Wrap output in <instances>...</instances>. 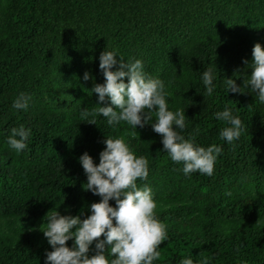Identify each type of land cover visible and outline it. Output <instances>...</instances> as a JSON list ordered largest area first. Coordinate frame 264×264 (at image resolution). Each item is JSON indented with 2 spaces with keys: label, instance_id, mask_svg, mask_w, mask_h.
<instances>
[{
  "label": "trees",
  "instance_id": "16d2710c",
  "mask_svg": "<svg viewBox=\"0 0 264 264\" xmlns=\"http://www.w3.org/2000/svg\"><path fill=\"white\" fill-rule=\"evenodd\" d=\"M255 42L264 48V0H0V264H44L51 247L40 228L50 209L89 214L87 205L99 197L83 189L77 158L86 151L97 163L104 135L124 139L148 161L146 180L136 182L150 186L168 234L154 264L184 257L194 264H264V105L250 86L243 93L222 87L224 78L242 85ZM104 48L172 81L166 102L172 111L185 108L181 135L222 149L211 176L179 172L181 165L160 150L151 121L136 127L138 138L125 123L81 121L82 111L99 107L90 90L103 83ZM205 68L217 72L207 96L199 79ZM19 92L31 96L26 111L11 108ZM224 106L244 125L232 145L218 138L225 124L213 115ZM20 125L31 137L17 154L5 140Z\"/></svg>",
  "mask_w": 264,
  "mask_h": 264
},
{
  "label": "clouds",
  "instance_id": "9594fccd",
  "mask_svg": "<svg viewBox=\"0 0 264 264\" xmlns=\"http://www.w3.org/2000/svg\"><path fill=\"white\" fill-rule=\"evenodd\" d=\"M117 57L121 56L115 50L104 48L99 53L98 69L103 83L93 84L90 90L96 94L99 107L92 112L82 111L81 121L96 124V116H100L111 128L125 123L134 129L137 138L136 127L142 128L151 121L152 131L160 135V150L171 162L181 165L179 172L185 176L193 172L211 176L222 149L218 144L202 147L192 136L181 135L186 127L185 108L172 111L166 102V89L172 81L166 83L147 74L138 58L126 62ZM243 63L251 71L243 76L242 85H237L233 78H224L222 87L225 92L243 93L250 86L248 90L255 93L256 101L264 105V48L259 42L252 45L251 59ZM113 66H116L114 70ZM216 77L217 72L211 68L200 73L205 96L215 91ZM82 79H89L87 71ZM30 99L29 94L19 92L11 101V108L26 111ZM101 102H105L103 106ZM213 115L225 124L218 138L229 145L238 141L244 131L239 116L227 106ZM30 137L31 129L20 125L10 129L5 142L19 154L26 149ZM102 143L104 147L98 153L97 163L86 151L77 158L85 176L83 189L99 200L87 205L89 214L83 219L61 215L55 207L45 213L44 227L39 228L51 250L45 252L44 264H154L159 257L158 245L168 239L167 226L154 213L157 202L150 186L136 182L146 180L148 161L135 155L128 142L120 137L104 135ZM69 239L72 244L66 246ZM179 264L194 262L191 257H184Z\"/></svg>",
  "mask_w": 264,
  "mask_h": 264
}]
</instances>
